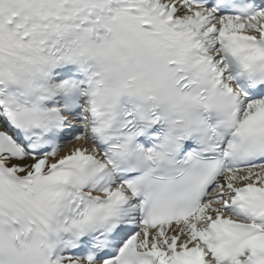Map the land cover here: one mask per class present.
Segmentation results:
<instances>
[{"label": "snow or ice", "instance_id": "obj_1", "mask_svg": "<svg viewBox=\"0 0 264 264\" xmlns=\"http://www.w3.org/2000/svg\"><path fill=\"white\" fill-rule=\"evenodd\" d=\"M0 264H264V0H0Z\"/></svg>", "mask_w": 264, "mask_h": 264}]
</instances>
